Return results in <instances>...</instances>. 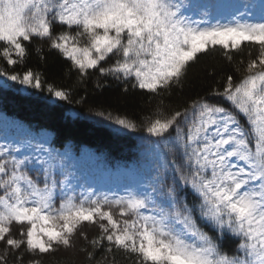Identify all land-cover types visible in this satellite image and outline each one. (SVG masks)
Instances as JSON below:
<instances>
[{"label":"snow or ice","instance_id":"1","mask_svg":"<svg viewBox=\"0 0 264 264\" xmlns=\"http://www.w3.org/2000/svg\"><path fill=\"white\" fill-rule=\"evenodd\" d=\"M36 40L71 61L80 80L98 70L156 99L139 123L95 112L118 134L147 133L146 174L123 195L96 190L70 170L66 152L24 129L10 137L6 126L0 264H66L55 257L80 239L88 260L104 250L95 264H116L117 253L133 264H264V0H0V59L24 65ZM218 49L236 73L244 65L242 77L225 74L174 107L169 97L190 67ZM245 49L247 62L234 64ZM0 77L72 102L31 68L0 65Z\"/></svg>","mask_w":264,"mask_h":264},{"label":"trees","instance_id":"2","mask_svg":"<svg viewBox=\"0 0 264 264\" xmlns=\"http://www.w3.org/2000/svg\"><path fill=\"white\" fill-rule=\"evenodd\" d=\"M217 2L242 3L244 0ZM28 47L29 55L24 65L7 66L2 59L0 65L9 72H22L29 68L39 72L46 84L67 90L72 102L59 101L46 90L26 89L25 86L0 77V81L9 85L4 88L0 84V143H4L2 138L6 126L8 134L16 136L20 129H24L36 141L47 139L51 143L46 146L68 154L67 164L70 170H74L85 184L86 174L92 175L96 169L113 173L120 168H130L143 178L147 162L143 156L141 137H147V133L121 130L118 134L113 129L119 126L102 120L95 112H111L114 116H124L139 123L152 114L156 99L146 91L132 88L130 83L102 76L98 70H90V74L80 80L78 72L71 66V61L56 50H50L47 41L36 40ZM37 47L41 49L43 58L35 51ZM240 59L247 62V49L234 54V64H238ZM239 67L241 72L236 73L233 66L224 60L219 49L215 53L201 55L198 62L190 67L182 88H175L169 100L174 107L184 106L186 101L205 96L211 87H218L217 82H222L221 77L225 74H232L234 81H238L244 74V65ZM239 119L242 123L245 122L242 115ZM92 186L106 192L105 189ZM88 234L92 238L98 235V230L89 231ZM84 246L85 242L80 239L75 249L58 253L55 259L65 261L66 264H95L105 255L103 249H98L94 254L95 260H88L86 253L79 251ZM88 250L91 251V248ZM115 259L116 264H133L132 260L125 259L123 253H117ZM43 264H50V258L45 257Z\"/></svg>","mask_w":264,"mask_h":264},{"label":"rangeland","instance_id":"3","mask_svg":"<svg viewBox=\"0 0 264 264\" xmlns=\"http://www.w3.org/2000/svg\"><path fill=\"white\" fill-rule=\"evenodd\" d=\"M10 137L11 136H15L14 134H8ZM2 140H3V138H2ZM4 141V140H3ZM22 151H23V149H22ZM135 180V184H138L139 182H140V180L138 179V178H135L134 179Z\"/></svg>","mask_w":264,"mask_h":264}]
</instances>
